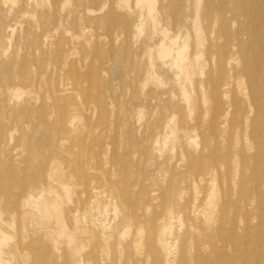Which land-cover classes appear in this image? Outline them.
Returning a JSON list of instances; mask_svg holds the SVG:
<instances>
[{
  "label": "rangeland",
  "instance_id": "374dc122",
  "mask_svg": "<svg viewBox=\"0 0 264 264\" xmlns=\"http://www.w3.org/2000/svg\"><path fill=\"white\" fill-rule=\"evenodd\" d=\"M209 1L157 0L150 11L137 0H0V250L6 264H122L126 239L143 241L149 225L150 210L144 225L135 224L129 203L155 205L153 194L183 173L186 152L198 153L203 139L204 156L213 150L221 167L214 172L211 158H203L206 180L198 188L203 196L213 190L218 206L226 192L233 205L241 250L234 264H244L248 246L249 264H264V99H249L238 74L233 80L216 68L221 28L240 38L252 31L254 69L264 64V0ZM176 9L173 24L162 12ZM205 11L211 30L201 19ZM196 17L201 37L194 33ZM161 44L185 46L183 71L162 63ZM232 53L227 56L236 58ZM234 99L249 111L239 134L229 124ZM173 217L168 256L178 264L182 239L190 250L191 240L183 238L190 222ZM197 221L211 235L217 229L214 220ZM101 236L109 240L108 254ZM129 250L132 260L140 257ZM187 260L192 263V253Z\"/></svg>",
  "mask_w": 264,
  "mask_h": 264
},
{
  "label": "bare ground",
  "instance_id": "6f19581e",
  "mask_svg": "<svg viewBox=\"0 0 264 264\" xmlns=\"http://www.w3.org/2000/svg\"><path fill=\"white\" fill-rule=\"evenodd\" d=\"M192 1L193 0H190V3ZM207 1L209 0H206V2ZM156 2L157 0H137V3L148 5L150 11H154L153 4H156ZM199 3L200 0H194V4L198 5ZM159 10L160 11L164 10V8L162 7V3H160ZM162 13L165 14L166 16H169L167 18H170L173 24L176 23L177 17H179L180 15V11L178 9H176V11H173V13H168V12L165 13L162 12ZM218 16H219L218 23L224 22L225 20L224 13H222L219 10ZM188 17L189 16H187L186 18ZM201 19L207 22L206 23L207 28L208 30H211L213 25L211 14L208 11H205L201 14ZM193 22H194V33L196 37H201L200 31L202 30V28H200L199 26V22H200L199 17H196ZM234 24L232 23V25ZM248 32L250 37H245V38L231 37L228 31H226L223 28H221L219 32L216 33L217 40H219V45H218L219 59L216 68L220 76L224 74V71H227L230 75V78L233 80L237 79V75L234 76V74H238L241 81L243 82L244 80L245 82L246 87L244 86L243 89H246L247 96L249 97V99L252 98L253 100L260 101L264 99V86H263L264 64H262L259 69L256 70L254 69L255 63H257V61L255 60V55L254 52L252 51V48L247 43V42L250 43V41L253 40V39H249L252 38L251 35L253 33L249 29L245 30V33ZM159 46L160 48L158 50L157 55L159 59L162 61V63H164L165 65L167 63L170 66L172 67L174 66L179 70L183 71L184 68L181 65V62L183 61L185 46L182 48L179 47L172 48L171 46H166L165 44H161ZM232 51H233L232 54H234L237 57L230 59L229 56L227 55L229 54V52ZM226 56L229 59L228 64H225L224 62ZM230 61L234 63L233 65H235V67L229 65ZM237 66H239L238 72L236 71ZM184 76L186 75L184 74ZM218 86H220V84H218ZM233 101L234 102L231 103L232 110L229 118V124L231 127L230 130L233 132V134H239L240 129L243 128V124L245 120L248 118L247 114H249L248 113L249 111L240 107L239 100L234 99ZM255 109H256V116H258L259 115L258 108L256 107ZM253 136L257 138L258 134L256 130L254 131ZM206 142L207 140L203 139L201 143V149H199L200 151L198 153H196V151L193 153L186 152V165L184 167L183 173L180 176H176L172 174L168 181L167 189H165L163 192H158L156 194H153L154 195L153 200L156 201L155 205L151 206L150 204L148 205L145 204L144 208H140L137 200L133 201L132 203H129V211L133 217V221L135 224L144 225L146 222L144 218L150 210V216L148 219L149 225L145 230V236L143 238V241L139 242L135 237L126 239L123 245L122 264H170L168 255L171 246H169L168 237L171 235L172 232V225L174 219L173 213L176 214L177 220H180L181 217H184L190 222L183 236V238L185 236H188V238L191 240L190 250H188V246L185 245L186 239L185 240L182 239L180 241V247L178 249L179 251L178 261H177L178 264H187L186 262L188 261L187 260L188 253H192L191 264H234L235 261L239 260L238 254H240L239 252L241 250H239L236 245L238 225L236 223L235 213L233 212L232 215L229 212L230 209L234 210V208L233 205H231L229 201L226 200L227 197L226 192L224 194V197L222 198L224 200L222 205L218 206L215 201L213 190H210L206 196H203L201 189L198 188L199 186L204 185L206 180L205 179L206 166L203 163V158H207L208 156L211 158L210 166L214 172H219L221 167L218 164L217 156L215 157L213 150H208V156L207 157L204 156L203 151L207 149ZM187 144L188 146H191L189 145L190 144L189 141ZM221 161L222 164L225 165L228 163V158L222 157ZM241 200L244 201L245 197L242 196ZM35 203L37 202L35 201ZM172 207H174L173 210L171 209ZM137 212L140 213L138 214ZM215 213H218V219H216V217L214 216ZM198 219H201L202 224H207L213 220L217 222L218 224L217 229L214 230L213 235H211L208 232H205L206 229L201 228L202 225L200 224L199 221H197ZM141 227L143 228H139L138 235L139 233L141 234L143 232L144 226ZM245 230L249 231V226L246 227ZM194 234H197L196 236L198 235L202 236V240H199L196 236H194ZM140 237L138 239H140ZM1 238L2 236L0 230V243L2 242ZM103 238H102L103 247L105 249V253L108 254V251L110 250V243L108 239L105 238L103 239ZM115 245H117L119 248V246H121L122 244L118 242L114 244V246ZM131 248H134L135 250L134 252H136V255L140 256L139 258H137V260H132L131 253L129 250ZM158 253L161 254L162 260H160ZM242 253L243 255H246L245 253H247L246 255L247 259L242 258L241 261L244 264H249L250 262L249 246L245 251H242ZM259 256L262 257V255ZM0 264H6L1 257V250H0Z\"/></svg>",
  "mask_w": 264,
  "mask_h": 264
}]
</instances>
